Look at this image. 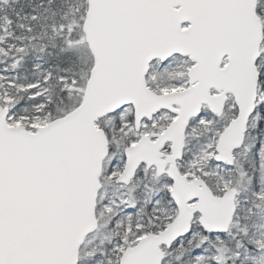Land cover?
Listing matches in <instances>:
<instances>
[{"label":"snow or ice","instance_id":"snow-or-ice-1","mask_svg":"<svg viewBox=\"0 0 264 264\" xmlns=\"http://www.w3.org/2000/svg\"><path fill=\"white\" fill-rule=\"evenodd\" d=\"M0 264H264V0H0Z\"/></svg>","mask_w":264,"mask_h":264}]
</instances>
